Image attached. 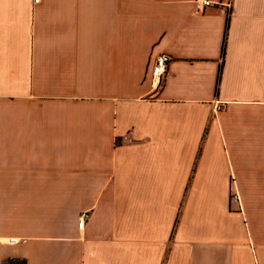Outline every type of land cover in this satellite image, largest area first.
Wrapping results in <instances>:
<instances>
[{"label":"crops","instance_id":"0c3cea01","mask_svg":"<svg viewBox=\"0 0 264 264\" xmlns=\"http://www.w3.org/2000/svg\"><path fill=\"white\" fill-rule=\"evenodd\" d=\"M212 1L0 0V264H264V0Z\"/></svg>","mask_w":264,"mask_h":264},{"label":"built area","instance_id":"2783aa9c","mask_svg":"<svg viewBox=\"0 0 264 264\" xmlns=\"http://www.w3.org/2000/svg\"><path fill=\"white\" fill-rule=\"evenodd\" d=\"M33 2L38 3L39 0H33ZM194 2H195L196 9L198 11H203L205 8L210 7L214 4L212 0H194ZM224 7L227 9V12H228L231 8V0H229L226 4H224ZM170 60L171 58L167 54H160L155 58L154 63L152 65L151 76H150V85L152 88H157L160 85L161 81L164 78V75L167 72L168 63L170 62ZM232 201L234 203L238 202L237 195H234ZM88 217H89L88 212H84L80 215L78 219L79 228L83 227Z\"/></svg>","mask_w":264,"mask_h":264},{"label":"trees","instance_id":"16d2710c","mask_svg":"<svg viewBox=\"0 0 264 264\" xmlns=\"http://www.w3.org/2000/svg\"><path fill=\"white\" fill-rule=\"evenodd\" d=\"M229 20L227 19L226 27H228ZM226 38V33H225ZM3 264H26L25 260L21 259H7Z\"/></svg>","mask_w":264,"mask_h":264},{"label":"rangeland","instance_id":"374dc122","mask_svg":"<svg viewBox=\"0 0 264 264\" xmlns=\"http://www.w3.org/2000/svg\"><path fill=\"white\" fill-rule=\"evenodd\" d=\"M234 197V195L232 196V198ZM234 203V202H233Z\"/></svg>","mask_w":264,"mask_h":264}]
</instances>
